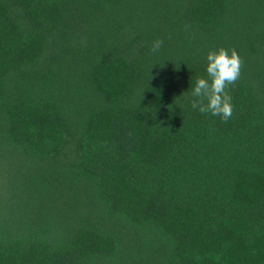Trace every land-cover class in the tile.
I'll list each match as a JSON object with an SVG mask.
<instances>
[{
  "label": "trees",
  "instance_id": "obj_1",
  "mask_svg": "<svg viewBox=\"0 0 264 264\" xmlns=\"http://www.w3.org/2000/svg\"><path fill=\"white\" fill-rule=\"evenodd\" d=\"M0 264H264V0H0Z\"/></svg>",
  "mask_w": 264,
  "mask_h": 264
},
{
  "label": "clouds",
  "instance_id": "obj_2",
  "mask_svg": "<svg viewBox=\"0 0 264 264\" xmlns=\"http://www.w3.org/2000/svg\"><path fill=\"white\" fill-rule=\"evenodd\" d=\"M163 44V39L154 40L150 51L158 53ZM206 60L207 78L196 79L191 92V107L201 114L218 116L227 122L233 114V98L228 89L240 79L243 60L235 49L224 47L209 50Z\"/></svg>",
  "mask_w": 264,
  "mask_h": 264
}]
</instances>
